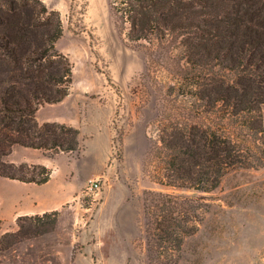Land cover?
I'll list each match as a JSON object with an SVG mask.
<instances>
[{
  "label": "trees",
  "instance_id": "trees-1",
  "mask_svg": "<svg viewBox=\"0 0 264 264\" xmlns=\"http://www.w3.org/2000/svg\"><path fill=\"white\" fill-rule=\"evenodd\" d=\"M112 8L118 29L143 45L146 73L164 70L172 77L146 163L167 188L149 190L145 198L150 258L159 261L180 252L198 228L202 197L170 189L208 191L230 169L262 160L264 0H114ZM63 31L60 12L44 0H0L2 177L37 184L51 179L46 165L6 160L15 144L55 153L81 147L78 127L36 117L41 105L69 94L73 66L56 46ZM58 213L20 215L19 228L0 244L54 226Z\"/></svg>",
  "mask_w": 264,
  "mask_h": 264
},
{
  "label": "rangeland",
  "instance_id": "rangeland-1",
  "mask_svg": "<svg viewBox=\"0 0 264 264\" xmlns=\"http://www.w3.org/2000/svg\"><path fill=\"white\" fill-rule=\"evenodd\" d=\"M44 1L60 12L64 31L56 46L72 63L73 81L63 101L41 105L36 117L78 127L81 147L55 153L13 146L9 162L38 164L22 160L50 157L53 181L31 188L0 176V238L19 228L13 212L20 200L26 205L30 196L55 190L62 197L56 224L5 240L0 264H264V153L259 165L230 169L214 189H170L202 197L198 228L180 252L152 262L146 192L167 188L146 163L172 77L164 70L146 73L143 45L118 29L114 0ZM90 178L100 180V191L88 192Z\"/></svg>",
  "mask_w": 264,
  "mask_h": 264
},
{
  "label": "crops",
  "instance_id": "crops-1",
  "mask_svg": "<svg viewBox=\"0 0 264 264\" xmlns=\"http://www.w3.org/2000/svg\"><path fill=\"white\" fill-rule=\"evenodd\" d=\"M36 150H40V149H36ZM42 156H44L42 159H33L31 157H28V158H24L22 161L38 163V164L46 165L50 168L51 167L50 157L44 154H42ZM9 181L11 184L16 185V186L23 185L26 187L29 186L31 188L46 187L49 184H51L53 181V172H52L51 179L44 184H37L34 182H24L22 180L11 179V178H9ZM61 197L62 195L60 196V192L55 190V191L48 193L47 196L45 197L37 196V195L30 196V198L28 199V204L26 205H22L21 204L22 200H20L21 202L15 205V210L13 212V218L19 217L20 215L29 214V213H43L45 211L57 209L61 205V200H60Z\"/></svg>",
  "mask_w": 264,
  "mask_h": 264
},
{
  "label": "built area",
  "instance_id": "built-area-1",
  "mask_svg": "<svg viewBox=\"0 0 264 264\" xmlns=\"http://www.w3.org/2000/svg\"><path fill=\"white\" fill-rule=\"evenodd\" d=\"M87 190L88 192H97L102 188V183L98 179L90 178L87 182Z\"/></svg>",
  "mask_w": 264,
  "mask_h": 264
}]
</instances>
